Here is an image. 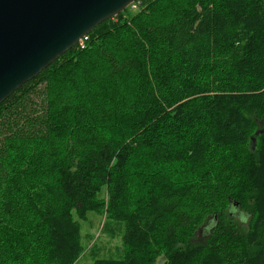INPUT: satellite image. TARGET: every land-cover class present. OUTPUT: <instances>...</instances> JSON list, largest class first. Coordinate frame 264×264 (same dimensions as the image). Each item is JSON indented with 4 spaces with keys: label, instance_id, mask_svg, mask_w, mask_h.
Wrapping results in <instances>:
<instances>
[{
    "label": "trees",
    "instance_id": "1",
    "mask_svg": "<svg viewBox=\"0 0 264 264\" xmlns=\"http://www.w3.org/2000/svg\"><path fill=\"white\" fill-rule=\"evenodd\" d=\"M136 2L0 104V264H264V0Z\"/></svg>",
    "mask_w": 264,
    "mask_h": 264
},
{
    "label": "water",
    "instance_id": "2",
    "mask_svg": "<svg viewBox=\"0 0 264 264\" xmlns=\"http://www.w3.org/2000/svg\"><path fill=\"white\" fill-rule=\"evenodd\" d=\"M135 1L0 0V104Z\"/></svg>",
    "mask_w": 264,
    "mask_h": 264
},
{
    "label": "rangeland",
    "instance_id": "3",
    "mask_svg": "<svg viewBox=\"0 0 264 264\" xmlns=\"http://www.w3.org/2000/svg\"><path fill=\"white\" fill-rule=\"evenodd\" d=\"M234 209H231L233 212ZM240 221H246V216L238 209L233 213ZM104 217L89 213L86 220L80 221V233L82 244L86 248L84 257L79 264H90L94 258H119L121 256V236L123 225L108 222L105 226ZM208 234V230H201L198 240L202 241ZM95 244V245H94ZM94 246L96 255L90 252ZM160 264L162 261L159 262Z\"/></svg>",
    "mask_w": 264,
    "mask_h": 264
},
{
    "label": "built area",
    "instance_id": "4",
    "mask_svg": "<svg viewBox=\"0 0 264 264\" xmlns=\"http://www.w3.org/2000/svg\"><path fill=\"white\" fill-rule=\"evenodd\" d=\"M139 6V2H134L132 3L128 8H130L131 10H135L137 7ZM81 43V42H80Z\"/></svg>",
    "mask_w": 264,
    "mask_h": 264
},
{
    "label": "bare ground",
    "instance_id": "5",
    "mask_svg": "<svg viewBox=\"0 0 264 264\" xmlns=\"http://www.w3.org/2000/svg\"><path fill=\"white\" fill-rule=\"evenodd\" d=\"M179 170V169H178ZM237 175V174H236ZM171 180V179H170ZM137 219V218H136ZM236 235V234H235ZM245 258V257H244ZM244 262V261H243Z\"/></svg>",
    "mask_w": 264,
    "mask_h": 264
}]
</instances>
